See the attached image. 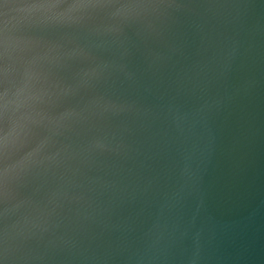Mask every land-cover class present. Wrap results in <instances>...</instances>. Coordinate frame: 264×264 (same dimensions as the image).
I'll use <instances>...</instances> for the list:
<instances>
[{"label":"water","instance_id":"1","mask_svg":"<svg viewBox=\"0 0 264 264\" xmlns=\"http://www.w3.org/2000/svg\"><path fill=\"white\" fill-rule=\"evenodd\" d=\"M0 264H264V0H0Z\"/></svg>","mask_w":264,"mask_h":264}]
</instances>
